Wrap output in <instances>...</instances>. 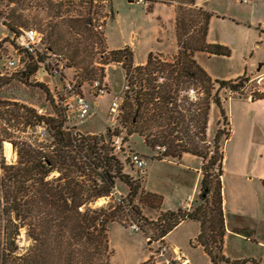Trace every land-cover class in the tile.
Segmentation results:
<instances>
[{"label": "trees", "instance_id": "1", "mask_svg": "<svg viewBox=\"0 0 264 264\" xmlns=\"http://www.w3.org/2000/svg\"><path fill=\"white\" fill-rule=\"evenodd\" d=\"M15 1L10 2L14 4ZM139 1L146 4L148 12H152L155 4L175 8L178 50L170 61L150 52L146 64L138 66L130 48L110 52L112 61L123 64L126 79L120 114V123L126 131L122 143L135 135L151 150L164 148L163 158L179 159L190 154L207 161L202 165L204 178L199 196L202 204L190 212L178 209L163 213L152 225L157 227L159 237L165 238L183 222L196 221L201 225L196 243L204 249L212 264H246L247 261L230 260L222 251L226 231L221 184L224 154L223 150L219 152L223 145L220 133H215L214 153L210 157L204 146L212 105L220 110V116L230 127L219 93L228 90L232 95L244 97L243 89L251 79L243 76L237 80H214L198 64L197 53L229 57L230 49L207 43L213 14L198 6L197 0ZM86 2L92 4L94 0ZM65 23L70 29L68 34L89 32L95 36L88 27H91L90 21L69 18ZM6 26L13 32L14 28ZM14 35L16 40L19 32ZM62 40L57 33L55 43L61 46ZM79 45L74 38L60 49L67 48L69 58L75 62L82 53ZM43 55L46 58L38 51L35 56L25 57L30 62L23 72L25 80L34 76L40 67L50 74L45 63L50 59L57 61L50 55L60 54L47 49ZM9 83V79L0 77V264H111L113 249L108 240L109 225L118 222L124 204L127 203L126 207H131L140 220L147 222L134 206L143 189L124 172L111 146L113 138L120 137L119 131L107 129L104 136L75 133L66 127L65 110L57 107L55 116L45 118L33 107L5 99L2 89ZM189 90H197L199 95L192 98ZM183 92L187 95H182ZM251 96L252 102L264 100L263 94ZM21 126L31 133L29 139H19L15 132H9L10 129L19 131ZM39 127L45 131L42 139L37 134ZM230 131L224 134V141L229 138ZM4 142L11 144L17 154L13 164H8L4 158ZM217 163L219 178L214 190L211 169ZM117 182L129 188L125 201L106 208L96 207L100 198L113 194ZM262 183L264 185V181ZM148 195L151 201L158 200L155 195ZM15 216H19V221H15ZM21 229L26 230L30 243L27 247L19 245Z\"/></svg>", "mask_w": 264, "mask_h": 264}, {"label": "rangeland", "instance_id": "2", "mask_svg": "<svg viewBox=\"0 0 264 264\" xmlns=\"http://www.w3.org/2000/svg\"><path fill=\"white\" fill-rule=\"evenodd\" d=\"M10 1L0 0V77L9 79L10 82L2 89L3 97L33 107L40 116L50 118L55 116L57 107L64 110L52 98L55 85L61 88L63 78L73 80L81 86V92L92 103L93 109L90 117L83 123L75 113L69 114L66 127L75 133L89 136H104L107 129L112 132L119 131L120 138L114 137L112 142L115 144L118 138L122 141L126 131L120 123V117L111 113V103L116 98L122 106L126 79L123 64L112 61L109 49L128 47L137 63L146 60L152 51L166 52V55L160 56L164 60H172L178 50L177 43L174 42L176 33L171 24L174 13L169 7L157 5L150 14L144 6L133 3L136 0H94L92 4L86 0H16L14 4ZM204 6L213 14L209 23V39L228 47L230 56L217 57L197 53L196 61L214 80H237L243 76L251 79L243 89L246 94L244 97L231 96L228 90L219 93L230 127L220 116V110L212 105L208 116L205 153L209 157L214 153L213 140L218 131L223 142L219 152L224 148L226 157L221 184L226 187L228 198L230 194L234 195V175L244 182L242 198L253 215L242 218V228L244 234L256 236L264 243V186L257 180L264 153V102L252 103V99L248 98L252 94L264 95V80L257 79L259 76L264 77V0H250L248 3H241L240 0H209ZM173 10L175 12V8ZM69 18L90 21L91 27H88L95 36H91L89 32L80 35L68 34L70 29L65 22ZM4 24L14 28L13 32ZM161 26H164V31ZM22 29H35L43 35V47H39V52L44 58L46 56L43 54L47 49L64 56L63 78L52 77L40 67L34 76L25 80L23 72L30 64L25 58L17 71H10L4 65L6 56L12 54V47L16 46L14 34ZM57 33L63 37L61 46L54 41ZM73 37L79 42V50L82 52L75 62L69 58L70 51L67 48L60 49L72 41ZM93 81L104 84L108 94L99 98L93 97ZM182 95L187 94L183 92ZM189 95L195 98L199 94L197 90H189ZM230 129L229 138L224 141V134ZM9 132H15V137L23 140L29 139L31 134L22 126L19 131L10 129ZM37 134L42 139L45 135L44 128L39 127ZM121 145V152L116 154L124 166V172L138 181L143 189L141 195L135 199L134 206L147 218V222L140 220L139 216L133 214L131 207L124 204L118 222L109 225L108 240L113 249L110 263L141 264L147 257L148 260L144 261L146 264H164L160 251L166 245L163 238L159 237L157 227L152 224L157 222L161 214L166 213L161 210L162 206L164 210L177 209L178 204L189 195L195 197L193 208L202 204L199 199L201 181L204 178L202 165L207 161L192 157L180 161L183 156L179 159L163 158L162 150L147 148L143 139L135 135ZM132 154H138L146 160L144 170L134 167L130 161ZM3 155L8 164L15 163L17 154L12 145L8 147L3 144ZM211 174L215 190L219 178L218 163L211 169ZM128 192L127 186L117 182L113 194L102 202L97 201L95 206L106 208L118 205L119 199L125 201ZM148 194L155 195L159 201H151ZM195 226L189 223L179 227L171 233L169 241L179 243L183 254L181 259L183 263L186 260L184 264H212L208 255L194 242L197 229ZM20 233L19 245L27 247L30 243L26 239V230L21 229ZM187 236H191L190 240ZM226 247V257L230 259H248L243 261H247L246 264H264V246L258 242L242 243L232 237ZM172 253L173 250H168L165 257L169 264H181L172 260Z\"/></svg>", "mask_w": 264, "mask_h": 264}, {"label": "built area", "instance_id": "3", "mask_svg": "<svg viewBox=\"0 0 264 264\" xmlns=\"http://www.w3.org/2000/svg\"><path fill=\"white\" fill-rule=\"evenodd\" d=\"M250 0H240L241 3H248ZM43 44V35L39 33L35 29H22L19 32L18 37L16 38V46H13L12 54H9L5 58L4 65L10 70V71H17L22 66L23 59L29 55V56H35L37 52L39 51V47ZM53 57H56L55 59L57 61L53 62L50 58L45 64L49 68L50 75L52 77H60L62 78V70L64 67L62 66V63L64 61L63 57L61 55H50ZM57 62V65L55 64ZM81 87L77 86L73 80H67V78H63L62 87L58 88L57 85L54 87V90H52L53 97L56 101V104L62 107L65 111L66 118H70L69 114L75 113L77 118L80 120V122L83 123V121L90 117L93 105L88 100V98L81 92ZM91 89L94 91L95 98H99L102 96H106L108 94L106 86L104 84H101L99 81H93L91 83ZM63 93V94H62ZM122 110L120 102L115 98L111 103V113L115 114L116 116L120 117ZM120 138V137H119ZM117 139L115 144L113 145L115 152L120 153L121 152V144L122 141L120 139ZM159 150H162V152L165 151L164 148H157ZM131 163L134 165V167L138 170H144L146 167V160L139 156L138 154H132L131 155ZM121 201V199H119ZM119 201V202H120ZM193 203H194V197L188 196L184 201H182L181 205V211L184 212H190L193 210ZM134 230H137V228H134ZM168 249L166 247L161 248V256L164 259V264H169V260L166 259ZM173 253L176 257H178L179 251L173 250ZM178 259V258H177ZM179 260V259H178Z\"/></svg>", "mask_w": 264, "mask_h": 264}, {"label": "crops", "instance_id": "4", "mask_svg": "<svg viewBox=\"0 0 264 264\" xmlns=\"http://www.w3.org/2000/svg\"><path fill=\"white\" fill-rule=\"evenodd\" d=\"M129 1H131V0H129ZM208 1L209 0H203V1L202 0H197V5L198 6H202L206 10V8H205L204 5ZM133 3H138L139 5H142V6H144L146 8V4H143L142 2H138V0L133 1ZM157 5H162V6L169 7L170 10L174 13L173 14V17L174 18L172 19L171 24L173 26V31L175 32V18H176V14H175V12L173 10L174 9L173 6L165 5V4H155L153 6V9ZM149 13L152 14L153 12H149ZM161 29L164 31L165 30L164 26L163 27L161 26ZM209 35H210V33L208 32V35H207V38H206L207 43L208 44H215V41L209 39ZM175 39H176V37H175ZM158 42H160V41L158 40ZM174 42L177 43V41H174ZM119 49H121V48H119ZM109 50L110 51H113V50H117V49H109ZM153 54H158V55L165 54L166 55V52L158 51V52H153ZM134 62L137 64V66L138 65H144V64H146L147 59L144 60L143 62H140V63H137V61H134ZM257 79L263 81L264 80V77L263 76H259V77H257ZM252 80H254V78ZM231 96H233V95H231ZM248 98L249 99H252V96L251 95H248ZM260 101H263L264 102V100L262 99V100H257V101L252 102V103H257V102H260ZM222 150H223V154H224V148ZM262 156L263 157L261 159V164H260V168H259L260 172H259V174L257 176L258 177L257 180L258 181H261V183L264 181V153L262 154ZM187 157L198 158L197 156H192V155H189V154H185L180 159V161L183 160V159H185V158H187ZM225 159H226V157H225ZM225 159H224V161H225ZM236 159H239V156H236ZM223 163H222V167H223ZM223 175H224V173H223ZM234 178H235L234 181H233L234 182V187H233L234 188V190H233V194L234 195H231L230 194L228 196V198H227L228 193H226V187L222 184V206H223V214H224V221H225V226L224 227H225V231H226L225 238H224V242H223V246H222V251L225 254V256H227L226 255V251H225V249L227 248L226 246L228 245V242H230V239L232 237L234 239L241 240L242 243L243 242L248 243L249 241H251V242H254L255 241V242H258L259 245H263L264 246V243L263 242H260L256 238V236H250L247 233L244 234L245 232H244V230L242 228L243 227L242 218L245 217V216H248V215H253V214H251L249 212L250 211V208L247 206V203L244 202L243 201V198H242V195H244L243 194V191H244V188H245L244 182H242L241 180H239V178L237 177V175H234ZM189 196H193V195H189ZM181 203L182 202H180L178 204L177 209H166V210H164V206H162V209L161 210L162 211H165V212H168V211L175 212V211H177L178 209L181 208V205H180ZM189 223L195 224L196 225L195 227H197V229H198V230L195 229L196 240L194 242L196 243L197 242V238H198V236L200 234V226H201L200 223H196V221H186V222H183L181 225H178L173 231H171L165 238H163V242H164V244L166 245V247H167V249L169 251H172V250H175V249L179 251L178 257H176L175 255H173V253L171 254L172 255L171 257H174L172 259L173 261H176V262L179 261V262H181V264L186 263V260H184V263H183V260L181 259V256L183 254H182L180 245H179V243H174L173 241H169V238L171 237V235H172L171 233L172 232H174L179 227L182 228L183 225L189 224ZM187 237H188V240H190L191 236H187ZM190 244H192L191 241H190ZM196 246L199 247V248H201L203 250V252L205 253L204 249L201 246H199L197 243H196ZM236 248H240V246H236ZM177 258H179V260ZM209 259H210V257H209ZM146 260H148L147 257H145L141 263H143ZM230 260H233V259H230ZM235 260H241V259H235ZM243 260H248V259H243Z\"/></svg>", "mask_w": 264, "mask_h": 264}, {"label": "water", "instance_id": "5", "mask_svg": "<svg viewBox=\"0 0 264 264\" xmlns=\"http://www.w3.org/2000/svg\"><path fill=\"white\" fill-rule=\"evenodd\" d=\"M57 174H58L57 172L54 173V175H57ZM19 219H20L19 216H15V221H19Z\"/></svg>", "mask_w": 264, "mask_h": 264}, {"label": "bare ground", "instance_id": "6", "mask_svg": "<svg viewBox=\"0 0 264 264\" xmlns=\"http://www.w3.org/2000/svg\"><path fill=\"white\" fill-rule=\"evenodd\" d=\"M4 145H7L8 147H10V146H11L10 144H7L6 142L4 143ZM98 201H101V202H102V201H103V199H101V198H100Z\"/></svg>", "mask_w": 264, "mask_h": 264}]
</instances>
